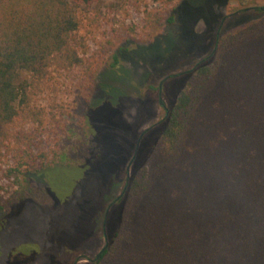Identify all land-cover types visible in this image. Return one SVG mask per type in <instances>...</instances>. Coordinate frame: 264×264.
Returning <instances> with one entry per match:
<instances>
[{
    "label": "trees",
    "instance_id": "trees-1",
    "mask_svg": "<svg viewBox=\"0 0 264 264\" xmlns=\"http://www.w3.org/2000/svg\"><path fill=\"white\" fill-rule=\"evenodd\" d=\"M95 1L0 0V222L13 203H52L47 185L27 174L48 181L50 171L90 165L88 116L73 139L66 124L53 159L35 152L25 127L44 122L46 111L34 102L53 73L85 65L81 8ZM152 1L166 9L176 0ZM164 18L146 12L150 38ZM230 23L240 25L219 37L209 57L170 76L177 96L145 131L162 139L161 153L152 168H135L110 203L123 207L122 223L104 214L108 241L89 264H264V9L235 12ZM93 71L99 79L101 69ZM3 179L17 189L7 192Z\"/></svg>",
    "mask_w": 264,
    "mask_h": 264
},
{
    "label": "rangeland",
    "instance_id": "rangeland-1",
    "mask_svg": "<svg viewBox=\"0 0 264 264\" xmlns=\"http://www.w3.org/2000/svg\"><path fill=\"white\" fill-rule=\"evenodd\" d=\"M256 7H264V0H176L166 9L152 0H97L81 8V33L89 46L85 65L53 73L34 102L46 111L44 122L25 128L34 137L35 152L52 153L53 159V150L67 138L66 124L73 139L88 116L93 133L85 159L90 165L50 171L48 181L35 172L26 175L40 188L47 185L52 203L11 205L0 222V264L95 259L107 243L104 214L113 213V222L122 223L123 207L109 205L126 190L128 174L152 168L161 153L160 137L151 131L140 137L165 117L177 96L170 76L209 57L219 37L240 25L230 23L234 13ZM147 11L165 15L151 38ZM259 16L253 14L252 20ZM95 68L102 71L97 80ZM6 164H13L11 155ZM1 184L10 193L17 189L14 179ZM60 194L69 198L59 201Z\"/></svg>",
    "mask_w": 264,
    "mask_h": 264
},
{
    "label": "water",
    "instance_id": "water-1",
    "mask_svg": "<svg viewBox=\"0 0 264 264\" xmlns=\"http://www.w3.org/2000/svg\"><path fill=\"white\" fill-rule=\"evenodd\" d=\"M262 8L264 9V7H262ZM225 20H226V18H225ZM144 135H145V132H143V133L141 134L140 140L142 139V137H143ZM138 146H139V144H138ZM135 158H136V155L134 156V158H133L132 161L130 162V165L128 166V171L131 170V167H132V164L134 163ZM128 177H130V173L128 174ZM106 240L108 241L107 235H106Z\"/></svg>",
    "mask_w": 264,
    "mask_h": 264
}]
</instances>
